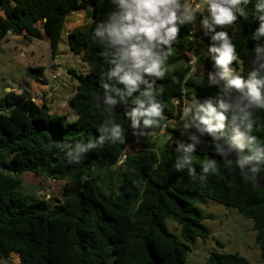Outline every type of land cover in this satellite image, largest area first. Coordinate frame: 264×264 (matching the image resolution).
I'll use <instances>...</instances> for the list:
<instances>
[{
	"label": "trees",
	"instance_id": "16d2710c",
	"mask_svg": "<svg viewBox=\"0 0 264 264\" xmlns=\"http://www.w3.org/2000/svg\"><path fill=\"white\" fill-rule=\"evenodd\" d=\"M253 3L240 0L247 14L216 29L228 32L236 50L231 67L242 77L251 70L252 49L264 44L252 39L258 26ZM88 8L93 10L90 25L67 36L70 53L82 56L90 68L86 74L69 70L78 83L68 101L77 120L50 114L28 90L0 97V261L17 255L19 264H186L188 244L210 235L200 209L207 200L253 220L264 261V164L257 166L255 179L242 176L224 166L218 147L205 137L191 154V170L174 167L180 156L178 143H190L182 134L184 108L196 99L215 98L218 91L207 82V74L216 71L208 53L214 42L201 28L207 14L197 13L189 25L178 24L164 65L171 70L154 78L161 111L150 128L134 129L127 115L134 107L131 98L122 100L103 87V47L92 33L114 10L111 0H0V44L13 30L30 41H47L55 59L67 17ZM200 41L206 53L191 65ZM44 72V67L27 68L26 75L46 84ZM109 97L116 101L110 114L103 109ZM106 121L122 133L115 143L100 142ZM251 131L264 144V111H254ZM166 133L172 139L161 147L149 142ZM141 141L130 153L129 148ZM77 144L85 150L77 152ZM243 154L251 155L247 149ZM236 157L233 152L228 158ZM206 164L213 167L201 179ZM26 173L64 182L62 202L51 205L50 198L27 192L20 179ZM40 184L44 189L48 185ZM168 220L178 225L179 234L168 229ZM204 264L250 262L238 254L212 253Z\"/></svg>",
	"mask_w": 264,
	"mask_h": 264
},
{
	"label": "clouds",
	"instance_id": "9594fccd",
	"mask_svg": "<svg viewBox=\"0 0 264 264\" xmlns=\"http://www.w3.org/2000/svg\"><path fill=\"white\" fill-rule=\"evenodd\" d=\"M111 3L114 10L97 24L92 38L103 47L106 65L103 87L122 100L131 98L134 107L127 115L134 129L141 125L150 128L160 116L161 106L154 96V78L163 75L179 31L178 24L189 25L201 9L207 12L201 26L214 42L208 53L216 69L207 74V82L218 91L215 98L203 102L196 99L184 108L182 134L187 135L190 143H178L180 156L174 167L177 171L191 170V154L208 137L218 147L226 168L255 179L257 166L264 164V144L251 134L254 111H264V44L257 43L252 49L251 70L242 77L231 67L236 60V50L228 32L216 30L219 26L232 25L237 16L247 14L240 0H200L195 7L186 0H111ZM252 9L254 20L258 22L252 39L264 41V0H254ZM115 103L107 98L104 111L110 114ZM226 121H230V126ZM121 136L119 126L106 121L99 139L101 143L105 139L115 143ZM245 149L251 155H244ZM84 150L83 146L76 145L77 152ZM233 152L237 153L234 161L228 158ZM212 167V164L202 167L201 179Z\"/></svg>",
	"mask_w": 264,
	"mask_h": 264
},
{
	"label": "rangeland",
	"instance_id": "374dc122",
	"mask_svg": "<svg viewBox=\"0 0 264 264\" xmlns=\"http://www.w3.org/2000/svg\"><path fill=\"white\" fill-rule=\"evenodd\" d=\"M86 10L92 11L93 14L91 8ZM200 13L201 15L207 14L206 11L203 12V9L200 10ZM77 14L79 18H87L85 11ZM91 20L92 17L88 19V24ZM66 29L68 28L65 25L58 52L59 60L61 61H66L67 55L70 54L67 45V37L64 36ZM78 30V32L84 31L82 29ZM11 35L13 34H8L0 44V97L11 92L9 90L12 88L15 92H20V90H30L34 81L27 77V68L43 66L46 70L45 78L52 81L54 86H57L59 89L55 96L57 100L49 104L50 110L54 112L56 111V113L61 110L59 114L68 116L69 122H75L77 116L69 106L66 93L71 96L73 95L78 86L77 81L72 82L71 78L63 70L60 71V75H62L61 79H52V75L49 72V66L51 63L55 62L56 59L52 60L51 50L47 41L42 42L32 40L29 43V40L27 39V43H20L13 40ZM20 51H23L25 55L22 56ZM34 53L36 56H34ZM205 53L206 46L200 41V43L195 44L192 59L194 61L199 60ZM74 62L75 65L65 64V66L75 67V69L79 70L82 74L87 71V68L88 72L90 71L89 66L87 65L86 67L82 57L75 58ZM167 70H171V68L164 66L163 74H165ZM64 77L67 89L66 92L65 88L61 87V82L64 80ZM54 86H52V88H55ZM48 97L51 98V93H48ZM170 139H172V135L166 133L150 140L149 142L158 148ZM142 143H144V141L131 146L129 152L131 153L138 150ZM20 179L24 183V188L27 192L41 198H50L49 202L51 205L62 202L61 192L63 185L65 184L64 182L54 183L49 180V182H47L48 185H46L47 190H45L40 184L41 182L47 181L44 177L42 178L31 173H26L21 175ZM48 194H50V197H47ZM200 209L206 217L203 224L209 229L210 235L205 240L198 239L194 244H188L190 246V251L187 255L186 264H204L212 253L238 254L246 258L250 264H264V261L261 259L260 247L256 243V232L254 230L253 220L245 218L236 209L223 206L211 200H207L205 204L200 205ZM166 225L171 232L179 234L178 225L176 223L168 220ZM12 259H18V256L13 257ZM0 264L7 263L5 260H1Z\"/></svg>",
	"mask_w": 264,
	"mask_h": 264
},
{
	"label": "crops",
	"instance_id": "0c3cea01",
	"mask_svg": "<svg viewBox=\"0 0 264 264\" xmlns=\"http://www.w3.org/2000/svg\"><path fill=\"white\" fill-rule=\"evenodd\" d=\"M84 11L87 14V18H79L77 13H73L70 16L67 17L65 25H66V27L68 29L65 30V34H64L65 37H67L71 32H76V31H78V29H83V28H86V27H88L90 25V23L92 22V20L88 24V19L93 16L92 11H88V10H84ZM11 38L13 40H15L16 42L18 41L20 43L21 42L27 43V38H26V36L24 34H21V35L13 34V35H11ZM30 42L31 41L29 40V43ZM20 54L22 56L25 55V53L23 51H20ZM34 56H36L35 53H34ZM79 57H82V56H74V55H72L70 53L69 55H67L66 61H61V60H59V55H57L56 58H55L56 60L55 59L54 60L59 63V68H55V69H53V71L56 70L57 72H59L61 74L60 71L63 70V71H65L68 74V76L70 78H71V76L69 74V70H73V71H76L78 73H81V72H79V70L75 69V67H72V66L67 67V66H65V64H68V65L74 64L75 65L74 59L75 58H79ZM52 60H53V58H52ZM85 65L87 67V64L86 63H85ZM51 66H52V63L49 66V72L52 75V79L53 80H59V79H61V76L62 75H60L56 79L53 78V73L51 71ZM37 67H43V66H37ZM45 72H46V70H45ZM45 72H44L43 79H45L46 84H43L41 82L34 81V83H32V85H31V89L28 90V91H29L30 95L34 98V100L36 101V103L38 105H40V106H43L44 104L46 105V107L48 108V112L50 114H59L61 110L58 113H56V111L55 112L54 111H51L50 108H49V104L51 102H54L55 100H57L55 98V96L57 95L59 89H58L57 86H54V84L52 83V81L47 80V78H45ZM86 73H88V68H87V71L84 74H86ZM71 81L74 82L75 80L71 78ZM52 86H54L55 88H52ZM61 87H64L65 88V92L67 91L66 84H65V77H64V80H62V82H61ZM9 91L15 92V90L13 88L10 89ZM21 91L22 90H20V92ZM20 92H15V93H20ZM48 93H51L52 100H51V98L48 97ZM66 97H67V100L69 101L71 95H69L68 93H66ZM49 180L50 179H47V181H45V182H49ZM45 190H47V189H45ZM47 197H50V194H48ZM13 257H17V256L16 255H13L10 260H7L6 261V263L7 264H19L20 263L19 262V257H18V259H12Z\"/></svg>",
	"mask_w": 264,
	"mask_h": 264
},
{
	"label": "built area",
	"instance_id": "2783aa9c",
	"mask_svg": "<svg viewBox=\"0 0 264 264\" xmlns=\"http://www.w3.org/2000/svg\"><path fill=\"white\" fill-rule=\"evenodd\" d=\"M186 2H187L190 6L195 7L196 5L199 4L200 0H187ZM199 12H200V11H199ZM199 12H198V13H199ZM195 29H199V28L195 27ZM195 33H196V34L199 33V30H195ZM194 40H195V39H194ZM194 62H195V61H191V62H190L191 65H193ZM55 68H59V63H57L56 61L53 62V63H52V66H51V71H52V73H53V78H54V79H56V78H58V77L60 76V73H59V72H57L56 70L53 71V69H55ZM193 70H194V69H193ZM193 72H194V71H193ZM183 93H186V92L184 91ZM176 104H178V102H176ZM125 158H126V156H123V159H125Z\"/></svg>",
	"mask_w": 264,
	"mask_h": 264
},
{
	"label": "water",
	"instance_id": "95a60500",
	"mask_svg": "<svg viewBox=\"0 0 264 264\" xmlns=\"http://www.w3.org/2000/svg\"><path fill=\"white\" fill-rule=\"evenodd\" d=\"M46 21V20H45ZM8 34H15V32L13 30H9Z\"/></svg>",
	"mask_w": 264,
	"mask_h": 264
}]
</instances>
